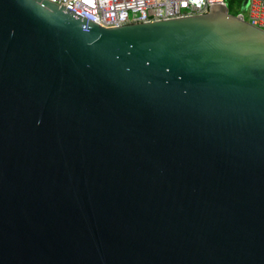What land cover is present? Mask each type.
I'll use <instances>...</instances> for the list:
<instances>
[{"label": "water", "instance_id": "1", "mask_svg": "<svg viewBox=\"0 0 264 264\" xmlns=\"http://www.w3.org/2000/svg\"><path fill=\"white\" fill-rule=\"evenodd\" d=\"M248 3L104 28L0 0V264H264Z\"/></svg>", "mask_w": 264, "mask_h": 264}, {"label": "built area", "instance_id": "2", "mask_svg": "<svg viewBox=\"0 0 264 264\" xmlns=\"http://www.w3.org/2000/svg\"><path fill=\"white\" fill-rule=\"evenodd\" d=\"M104 28L207 14L226 0H48ZM247 23L264 31V0H249ZM240 14V13H239ZM243 15V13H241Z\"/></svg>", "mask_w": 264, "mask_h": 264}, {"label": "rangeland", "instance_id": "3", "mask_svg": "<svg viewBox=\"0 0 264 264\" xmlns=\"http://www.w3.org/2000/svg\"><path fill=\"white\" fill-rule=\"evenodd\" d=\"M241 0H226L227 2V6H228V10H229V13L230 14H236L239 9V3H240ZM243 13V17H244V20L247 21V13L246 11L242 12Z\"/></svg>", "mask_w": 264, "mask_h": 264}, {"label": "trees", "instance_id": "4", "mask_svg": "<svg viewBox=\"0 0 264 264\" xmlns=\"http://www.w3.org/2000/svg\"><path fill=\"white\" fill-rule=\"evenodd\" d=\"M240 6H241V1H240V3H239V7H238L239 11H238L236 14H233V15H237V14L240 13Z\"/></svg>", "mask_w": 264, "mask_h": 264}]
</instances>
